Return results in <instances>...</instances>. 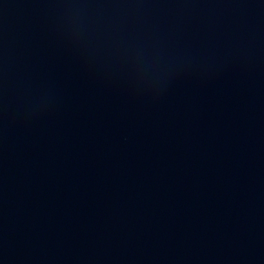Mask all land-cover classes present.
I'll list each match as a JSON object with an SVG mask.
<instances>
[{"label": "water", "instance_id": "1", "mask_svg": "<svg viewBox=\"0 0 264 264\" xmlns=\"http://www.w3.org/2000/svg\"><path fill=\"white\" fill-rule=\"evenodd\" d=\"M0 264H264V0H0Z\"/></svg>", "mask_w": 264, "mask_h": 264}]
</instances>
